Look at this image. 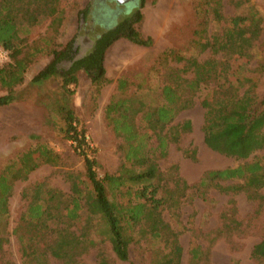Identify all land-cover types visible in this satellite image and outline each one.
I'll use <instances>...</instances> for the list:
<instances>
[{
    "label": "trees",
    "instance_id": "trees-1",
    "mask_svg": "<svg viewBox=\"0 0 264 264\" xmlns=\"http://www.w3.org/2000/svg\"><path fill=\"white\" fill-rule=\"evenodd\" d=\"M62 1L0 0V46L9 54L8 62L0 64V107L28 99L34 85L55 75L62 78L64 91L72 94L75 90L70 86H78L81 70L90 75L100 93L109 82L106 53L117 40L126 38L146 47L154 44L153 37L145 36L136 26L144 19L141 9L147 2L139 0L133 16L107 28L93 48L78 57L75 37L64 46L56 42L66 14ZM201 3L216 22L225 26L214 42H208L213 35L208 37L209 21L204 19L189 45L195 52L210 51L213 57L200 60L197 55L186 57L181 51L165 50L162 66L168 58L184 65L169 67L157 92L146 75L138 83L127 77L117 81L118 93L105 108L108 124L120 139L121 162L115 172L100 174L101 164L89 149L85 130L78 128L76 114L71 109L63 110L64 132L80 150L77 152L84 159V170L65 173L69 193L52 186L47 178L38 180L25 193L26 206L13 229L25 264H51L53 260L58 264H85L84 256L92 249L98 251L99 264H112L108 246L119 260L129 261L131 245L141 241L154 245L150 264H182L181 231L164 214L177 211L190 188L202 197L210 189L232 194L246 192L258 202L261 211L264 97L259 100L255 92L258 79L247 71L256 58L254 48L262 31L263 15L250 2L245 13L231 17L223 14L222 0ZM87 13L88 8L80 11ZM44 21H49L50 33L33 39V33ZM40 55L50 56V62L33 77V86L18 90ZM263 72L262 68L256 70L259 75ZM246 86L250 89L242 94ZM196 97L207 109L203 131L209 148L239 160H247L258 151L261 154L237 166L207 170L199 182L190 185L180 175L177 164L165 173L159 160L167 158L171 143L179 140L180 131L171 124L181 111L196 104ZM185 154L196 158L195 149L185 150ZM61 160V155L46 142L30 146L9 160L0 169V221L8 222L15 182L27 179L42 164L57 167ZM242 224L235 218H225L221 231L238 229ZM2 228L1 264H16L6 256L9 239ZM190 253L196 264L208 263L209 250L193 244ZM252 256L264 264V236L254 245Z\"/></svg>",
    "mask_w": 264,
    "mask_h": 264
},
{
    "label": "rangeland",
    "instance_id": "rangeland-1",
    "mask_svg": "<svg viewBox=\"0 0 264 264\" xmlns=\"http://www.w3.org/2000/svg\"><path fill=\"white\" fill-rule=\"evenodd\" d=\"M138 1L122 4L116 0H63L65 20L56 36V42L64 46L75 37L79 49L77 56L86 55L93 48L97 37L107 28L138 11ZM147 2L152 4V8L149 7L154 13H161L168 18L167 29L157 36V40H154L150 47L138 45L126 38L117 40L106 53L105 68L109 82L102 87L100 93L96 92L90 75L84 70L78 72V86H70L75 90L72 94L64 91L62 78L58 75L33 86V77L51 60L50 56L40 55L29 67L24 83L17 87L18 90H24L33 86V94L28 99L0 107V169L18 153L39 142L48 143L62 157L59 166L42 164L32 171L27 179L18 180L14 184V191L9 200L8 222L0 221V229L3 227V233L9 239L5 244L6 256L16 264H25L13 229L25 209L24 195L27 190L38 180L47 178L52 186L69 193L70 183L65 178V173L84 170V159L79 154L80 150H76L75 143L67 138L64 132L66 125L63 110L71 109L76 114L78 128L85 130L90 144L89 149L93 150L101 164V169H98L100 174L103 175L105 171L115 172L121 162L118 149L120 139L115 136L108 124L105 108L110 99L118 93L117 81L127 77L138 83L141 76L146 75L151 84L156 86L157 92L159 91L157 85L163 81L169 67L178 68L184 65V62L166 58L168 61L162 66L164 62L162 53L165 50L175 49L186 57L197 55L200 60L213 57L210 51L195 52L189 45L204 19L209 21L208 37L213 35L208 42H214L215 36H218L225 26V23H218L212 18V14L202 5L201 0H147ZM249 2L258 7L264 19V0H222L223 14L226 17L243 14L247 11ZM86 8L87 15L80 14V11ZM143 20L136 25L139 30ZM48 25L49 21L42 22L32 38L38 39L50 33ZM0 48L6 50L1 46ZM254 49L256 58L250 63L247 73L258 79L255 92L260 100L264 97V72L259 75L256 70L264 69V22ZM6 62L8 60L0 64ZM248 89H250L248 86L244 87L241 93L244 94ZM2 93L3 91H0V94ZM195 100L196 104L181 111L171 124L173 128L179 129L180 137L178 142L171 143L168 157L159 160L163 172L167 173L174 164H177L180 175L190 185H194L207 170L237 166L261 154L258 151L247 160H239L209 148L205 143L203 131L207 109L200 103L198 97ZM188 149L196 150L195 159L185 154V150ZM261 192L264 195V189ZM258 209V202L249 198L246 192L232 194L210 189L202 197L194 188H190L179 209L174 212L166 211L164 215L181 231L180 238L184 249L182 264H196L192 261L190 253L193 244L209 250L208 263L198 264H262L252 256L254 245L264 236V203L261 211ZM225 218H235L243 224L238 229L221 231ZM153 248V243L146 241L131 245L129 261H121L115 257L110 246L107 252L110 254L112 264H150ZM97 252L96 249L90 250L84 256V263L99 264ZM1 256L0 253V264ZM51 264L58 262L53 260Z\"/></svg>",
    "mask_w": 264,
    "mask_h": 264
},
{
    "label": "crops",
    "instance_id": "crops-1",
    "mask_svg": "<svg viewBox=\"0 0 264 264\" xmlns=\"http://www.w3.org/2000/svg\"><path fill=\"white\" fill-rule=\"evenodd\" d=\"M149 6L152 8V4L146 2L142 11L144 20L140 30L145 36H151L157 40V36L164 33L168 27V18L161 13H154Z\"/></svg>",
    "mask_w": 264,
    "mask_h": 264
},
{
    "label": "built area",
    "instance_id": "built-area-1",
    "mask_svg": "<svg viewBox=\"0 0 264 264\" xmlns=\"http://www.w3.org/2000/svg\"><path fill=\"white\" fill-rule=\"evenodd\" d=\"M9 60V54L6 50L0 48V62H5Z\"/></svg>",
    "mask_w": 264,
    "mask_h": 264
},
{
    "label": "water",
    "instance_id": "water-1",
    "mask_svg": "<svg viewBox=\"0 0 264 264\" xmlns=\"http://www.w3.org/2000/svg\"><path fill=\"white\" fill-rule=\"evenodd\" d=\"M118 3H122V4H125V3H129V2H132L134 0H116Z\"/></svg>",
    "mask_w": 264,
    "mask_h": 264
}]
</instances>
